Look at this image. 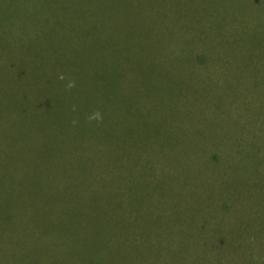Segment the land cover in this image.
<instances>
[{"label":"rangeland","instance_id":"obj_1","mask_svg":"<svg viewBox=\"0 0 264 264\" xmlns=\"http://www.w3.org/2000/svg\"><path fill=\"white\" fill-rule=\"evenodd\" d=\"M5 1L10 2L0 0V15ZM145 5L152 7L149 0ZM168 5L162 12L157 9L152 27L140 25L120 38L123 54L110 43V56L125 65L111 69L119 76L116 89L125 111L118 109L119 102L115 108L111 104L105 121L90 123L91 113H52L46 96L41 105L33 103L29 74L20 88L15 73L4 71L10 69L4 65L8 50L34 48L43 54L36 64L48 68L68 49L60 25L26 23L18 18L14 2L5 21L11 27L0 24V159L20 146L56 145L50 129L76 130L71 128L77 118V143L72 146L91 148L100 142L127 150L125 188L129 209L138 211L135 222L191 225L188 217L197 213L196 227L178 232L198 240L203 235L198 223L206 224L210 209L227 225L240 223L238 211L264 209V49L258 53L261 58L252 57L260 33L245 22L250 18L257 25L263 17L258 24L264 28V0H169ZM225 22L233 27L230 31ZM9 30L22 32L21 39L30 42L11 47ZM233 31L239 32L231 41ZM201 57L206 58L202 64L196 62ZM23 60L30 61L26 56ZM58 139L62 144V135ZM104 185L110 184L105 180ZM116 188L125 192L123 185ZM13 190L12 173L1 176L0 194ZM95 201L93 195L81 201L82 209H90V219ZM82 216L77 207V226ZM79 235L77 230V239Z\"/></svg>","mask_w":264,"mask_h":264},{"label":"trees","instance_id":"obj_2","mask_svg":"<svg viewBox=\"0 0 264 264\" xmlns=\"http://www.w3.org/2000/svg\"><path fill=\"white\" fill-rule=\"evenodd\" d=\"M147 1H5L1 3V26L11 27L5 21L15 2L20 20L47 24L49 28L60 25L69 50H65L60 60L54 55L53 66L48 68L36 64L43 59V54L34 48L17 53L8 50L4 65L10 69H3L7 75L15 73L20 88L25 87L23 82L29 74L33 103L41 105L46 96L52 113L99 110L104 115L110 111L111 104L118 102V109L125 111L116 89L119 76L114 72V66L125 68V65L118 61V56H110L108 50L110 43H115V52L123 54L119 52L120 38L125 39V34L140 25L152 27L159 17L157 9L162 12L169 7V0L166 3V0H149L152 7L149 5L147 9L144 7ZM245 22L254 24L260 33V37L256 35L253 57L264 49V28L250 18ZM14 26L19 30V24ZM223 26H229V31L233 28L226 22ZM238 32H232L231 41ZM113 33L117 35L112 37ZM7 34L11 47L16 42H30L21 39L22 32L14 35L9 30ZM75 36L76 45L73 44ZM25 56L30 59L29 63L23 60ZM197 61L202 64L206 58H197ZM27 63L30 72L26 68L21 70ZM15 65L19 68L14 69ZM61 74L67 79L59 80ZM112 75L116 77L114 83ZM68 80H75L76 87L68 90ZM71 129L76 130L50 129L48 135L57 146H20L13 149L11 156L7 152V157L0 159V177L12 173L14 178L13 192L0 194V264H264V209L258 207L255 213L238 211L246 218L240 214V223L231 225L218 221L213 215L215 210L210 209L206 224L198 223L203 227L200 232L203 235L198 240L188 232L184 236L189 240L184 241L185 237L178 232L196 227L197 213L188 217L194 222L191 225L138 224L134 220L138 211L130 210L127 202V150L100 142L91 148H77L72 146L77 143V118ZM60 135L62 144H59ZM105 180L109 188L104 185ZM117 185H123L125 192L116 188ZM91 195L97 200L92 219L90 209L80 207L81 201H88ZM77 207L83 214L78 226ZM140 219L143 221V215Z\"/></svg>","mask_w":264,"mask_h":264},{"label":"clouds","instance_id":"obj_3","mask_svg":"<svg viewBox=\"0 0 264 264\" xmlns=\"http://www.w3.org/2000/svg\"><path fill=\"white\" fill-rule=\"evenodd\" d=\"M58 79L61 80V81H64V80H66L67 78H66L63 74H61V75H59ZM75 87H76V82H75V80H68V82H67V84H66V88H67L68 90H71L72 88H75ZM72 110L75 111V110H76L75 107H73ZM87 119H88V121H89L90 123L93 122V121H96V122H100V123H102V122H103V114H102L99 110H96V111H94L93 113H91V114L87 117ZM75 123H76V121H73V124H75Z\"/></svg>","mask_w":264,"mask_h":264}]
</instances>
